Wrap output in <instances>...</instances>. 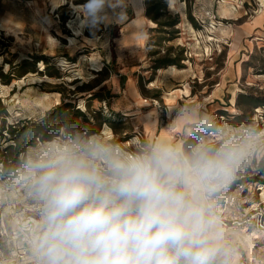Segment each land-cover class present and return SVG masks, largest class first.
Masks as SVG:
<instances>
[{"label": "rangeland", "instance_id": "obj_1", "mask_svg": "<svg viewBox=\"0 0 264 264\" xmlns=\"http://www.w3.org/2000/svg\"><path fill=\"white\" fill-rule=\"evenodd\" d=\"M164 1L161 19L180 22L159 46L163 33L147 16L146 0H102L92 11L88 0H0V73L35 57L48 61L9 84L0 79V150L16 144L8 127L39 121L64 101L91 124L82 120L73 136L61 127L51 141L37 137L18 165L36 148L74 138H103L125 152L166 140L190 151L238 141L253 129L260 135L212 199L223 244L233 251L230 264H264V105L252 108L250 124L230 122L250 109L243 95L254 105L264 101V0ZM168 54L182 55L184 66L157 68ZM184 106L208 117L223 136L178 120ZM2 159L0 264H38L40 205L21 182L22 167L5 177Z\"/></svg>", "mask_w": 264, "mask_h": 264}, {"label": "clouds", "instance_id": "obj_2", "mask_svg": "<svg viewBox=\"0 0 264 264\" xmlns=\"http://www.w3.org/2000/svg\"><path fill=\"white\" fill-rule=\"evenodd\" d=\"M101 3L88 0L89 11ZM177 119L223 136L193 106ZM259 135L190 151L162 140L125 152L95 137L34 149L20 179L40 205L38 264H230L212 196Z\"/></svg>", "mask_w": 264, "mask_h": 264}, {"label": "trees", "instance_id": "obj_3", "mask_svg": "<svg viewBox=\"0 0 264 264\" xmlns=\"http://www.w3.org/2000/svg\"><path fill=\"white\" fill-rule=\"evenodd\" d=\"M146 3L147 16L157 24V31L163 33V37H159L158 41L154 43V45L160 46L162 45V43L172 40V37H167L170 34V31L168 30L170 28H174V26H176L180 22L179 16L170 18L168 20H162V12L166 8V1L146 0ZM65 19L66 17L64 18V20ZM40 59L48 64V61L44 56L35 57L32 63L24 60L16 66L12 65L10 71L6 73H0V79L3 80L6 84H9L13 81L14 77L23 76L30 71L36 72V64L40 61ZM183 60L184 57H182V55L172 57L170 54H168L157 59V68H161L163 66L183 67ZM91 94V98H98L100 96L98 93ZM242 97L249 101L247 105H249L250 109L244 110L242 111V113L234 116L233 119L230 120L233 125H240L243 123L250 124L254 116L252 108L264 105V101H259V103H255L256 105H254L253 103L256 101L252 97H249V95L248 97L244 95ZM226 114V111L220 113V115L223 116ZM82 120H84V123H86L87 125L91 124L84 111L76 108L72 101H64L57 107H55L52 112H50L46 117L39 121L30 122L18 129L17 127L13 126L10 128L8 127L6 132H9L11 134L12 138L15 139L16 144L10 145V147H8V149H5V151L0 150V154L4 156V159H2L1 161L3 165H5L4 176H9V172L16 174L17 168L22 167V165H18L19 155L26 150V147L34 144L37 137L43 142L51 141L55 136H60L61 127H64L67 133L66 135L73 136L76 130L82 128ZM12 149L13 151H11Z\"/></svg>", "mask_w": 264, "mask_h": 264}, {"label": "crops", "instance_id": "obj_4", "mask_svg": "<svg viewBox=\"0 0 264 264\" xmlns=\"http://www.w3.org/2000/svg\"><path fill=\"white\" fill-rule=\"evenodd\" d=\"M156 125L158 126V123ZM157 126H156V128H157Z\"/></svg>", "mask_w": 264, "mask_h": 264}]
</instances>
